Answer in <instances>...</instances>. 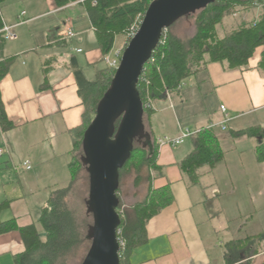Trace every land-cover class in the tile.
Here are the masks:
<instances>
[{
  "label": "crops",
  "instance_id": "obj_1",
  "mask_svg": "<svg viewBox=\"0 0 264 264\" xmlns=\"http://www.w3.org/2000/svg\"><path fill=\"white\" fill-rule=\"evenodd\" d=\"M80 1L64 7L55 0L1 3L4 23L25 20L15 28L16 39H0V59L16 56L0 82L6 113L14 124L6 131L0 126V147L6 151L0 156V202L10 201L1 217L16 218L20 226L34 223L39 233L36 220L48 199L35 200L33 179L55 185L67 178L72 131L81 126L85 112L79 90L93 84L98 70L106 67L86 10L76 35H62L73 28L65 26L62 14L70 6H83ZM263 50L257 48L247 68L227 69L210 62L184 81L180 93L153 102L148 123L156 138H175L186 128L216 124L212 128L225 155L215 168L203 167L199 182L193 183L180 168L194 148L192 141L160 146L158 163L164 169L155 185H169L173 202L150 219L149 241L133 250L131 264H263L264 161L256 158L255 138L231 136L233 130L264 127V70L259 68ZM221 105L232 116L226 130L219 125ZM26 159L33 164L29 170L23 166ZM27 192H33L31 200ZM23 248L18 231L1 234L0 264H15Z\"/></svg>",
  "mask_w": 264,
  "mask_h": 264
},
{
  "label": "trees",
  "instance_id": "obj_2",
  "mask_svg": "<svg viewBox=\"0 0 264 264\" xmlns=\"http://www.w3.org/2000/svg\"><path fill=\"white\" fill-rule=\"evenodd\" d=\"M3 1L0 0V29L5 24L1 10ZM76 1L80 0H55V3L59 7H64ZM152 1H80L92 23L103 56L113 50L118 35L128 33L130 25L137 21L139 15L142 19L144 18L145 11ZM253 2V0H216L214 3L184 16L195 17L196 23L194 35L186 40L170 32L176 22L165 31L152 58L145 65L139 82L144 106L151 103L149 107H145V117L147 116L148 120L154 112L153 102L155 100H165L171 93H180L184 81L204 70L210 62H220L227 69L248 67L257 48L264 47V13L257 20L242 23L224 36L219 35L218 25L227 15L236 13L239 8L246 10L253 8ZM0 39L5 41L1 36ZM15 57L0 59V82L9 73ZM259 68L264 70V50L261 54ZM115 72L116 69L103 67L98 70L93 84L79 90L85 112L81 126L72 131L73 148L70 151L71 159L67 164L71 173V181L68 187L53 190L46 204L42 206L38 221L43 227L44 234L39 233L34 223L20 226L16 218L3 220L1 213L9 208L10 201L0 202V235L18 231L25 244L24 250L15 255V264H65L63 262L68 256L74 255L76 247L84 245L87 241L91 242L87 238V234L92 223H88L85 219L89 215L93 218V215L88 212L89 197L86 199V216L84 218L78 216L76 209L70 206L72 201L70 202L68 198L72 194L80 171L83 168L87 170L85 151H83L84 133L95 116L101 99L108 91ZM120 119L115 123L116 128L119 126ZM13 125L7 116L0 90V126L6 131L13 128ZM215 131L212 127L205 126L199 128V133L190 137L194 148L181 161L180 168L193 183L199 182L202 175L200 170L203 167L212 169L224 160L225 153ZM147 132L151 135L152 151L145 143V138H137L132 157L125 162L120 171L132 170L136 154L143 153L142 159L136 161V166H134L137 173L136 184L141 183L143 178H147L148 190L145 197L132 206V213L121 215L120 237L125 241V247L121 252V264H131L130 258L133 250L149 241L147 225L150 219L173 202V194L169 185L159 187L155 185V180L163 174L164 166L158 163L160 147L154 131L150 127ZM231 136L233 138L243 136L255 138L256 144H258L256 158L259 161H264L263 126H250L241 129V131L233 130Z\"/></svg>",
  "mask_w": 264,
  "mask_h": 264
},
{
  "label": "water",
  "instance_id": "obj_3",
  "mask_svg": "<svg viewBox=\"0 0 264 264\" xmlns=\"http://www.w3.org/2000/svg\"><path fill=\"white\" fill-rule=\"evenodd\" d=\"M215 1L153 0L137 33L128 41L112 83L84 133L83 151L91 187L88 212L94 222L87 234L91 246L82 264H121L120 171L132 157L137 138H145L150 151L153 149L145 125L140 77L165 31L179 19Z\"/></svg>",
  "mask_w": 264,
  "mask_h": 264
},
{
  "label": "rangeland",
  "instance_id": "obj_4",
  "mask_svg": "<svg viewBox=\"0 0 264 264\" xmlns=\"http://www.w3.org/2000/svg\"><path fill=\"white\" fill-rule=\"evenodd\" d=\"M84 11H85V9L83 8V6L81 4H76V5L70 6L62 14V15H64L63 21H64L65 26L68 24L70 26L72 24L74 31L76 32V30H78V28L76 29L77 24L83 23L86 19V15H84L85 14ZM262 14H263V11H261L258 8H251L248 10L239 8L238 11H236V13L227 15L224 18L223 22L220 25H218L219 35L224 36L225 34L232 31L234 28H236L237 26H239L242 23H248L250 21L257 20ZM138 19H141L140 15L138 16L137 20ZM71 20H72V23H70ZM62 29H63V26H61V28H59L58 31L61 32ZM195 29H196L195 17L190 16V17H183L179 21H177L172 26V28L170 29V32L176 34L181 39L186 40L189 37L194 35ZM55 31H56V29H55ZM55 31H53V32H55ZM16 32L18 34L17 30H16ZM168 33H169V31H168ZM123 36L124 35L121 34V35L116 37L112 54H114L115 50L118 48H120V49L123 48L122 51H124V49L126 48L129 40H128V37L126 36L125 41L123 42V40H124ZM92 38H95V40H96V36H95L94 31H93ZM84 45H86V44L84 43ZM188 82H189V80L185 81V83H188ZM147 120L148 119L146 116L145 117V124H146L147 130H149L150 125H149ZM161 132H163V131L161 130ZM191 141H192L191 138L186 139V143H189ZM142 157H143V153L138 152L136 154V159L133 161L134 165L131 167L132 170L126 169V170H123L122 172H120V186H119L118 195L120 198L119 212L121 213V215H128L130 212L132 213V206H134V204H136V202L142 200L147 193V190H148L147 189L148 188V182L146 180L147 178L146 179L143 178V181L141 183H139L138 185L136 184L137 173L135 172L134 166H136L135 164L138 161H140L142 159ZM70 159H71V155H69V161H70ZM35 170H36V165H35ZM62 171H63V169H62ZM64 175H66L67 178H65L64 180L60 181L58 184H55V185L54 184H51V185L43 184V183H40L39 181L33 179V186H34L33 189L35 192H37L34 196L35 200H37V199H40V200L46 199L47 200L50 197L53 190L55 191V190L60 189V188L57 189L56 187H68L70 184V181H71V173H70L69 168L67 166H66V168H64ZM24 180L28 184L30 182L29 175H27L26 179H24ZM51 189H53V190H51ZM27 193H29V192H27ZM32 193L33 192L29 193L30 195H28V200L32 199V197H33ZM89 194H90L89 173L87 172L86 169L83 168L79 173V178H78V180H77V182H76V184L72 190V194L68 198L70 202L72 201V205H70V206L72 208L76 209V213L78 214V216H81V218H84L86 216V199H88ZM40 203L41 202H39V204ZM85 219H87L86 221L88 223L93 224L94 218H92L91 215H89ZM36 223L40 228V234H44V230H43V227L40 224V222L38 220H36ZM90 246H91V242L87 241L84 245L76 247V249H77V250L75 249L76 254L74 253V255L68 256L67 259H65V261L63 263H65V264H82L83 259L85 258Z\"/></svg>",
  "mask_w": 264,
  "mask_h": 264
},
{
  "label": "built area",
  "instance_id": "obj_5",
  "mask_svg": "<svg viewBox=\"0 0 264 264\" xmlns=\"http://www.w3.org/2000/svg\"><path fill=\"white\" fill-rule=\"evenodd\" d=\"M253 8H258L261 11H263L264 13V0H253ZM26 12L23 11L22 12V16L25 15ZM141 19H138L137 21H135L132 25H130V29L128 31V33L125 35L128 37V40L130 41L135 34L137 33L139 27L141 26V22H142V17L140 16ZM25 20L24 18L19 17L18 20L13 23V24H4V26L0 29V36L8 41V40H14L17 38V33L15 31V28L17 27V25L24 23ZM62 35H65L69 38H72L76 35V32L74 31V28H66L65 30L62 31ZM123 48H118L115 50L114 54H112L111 50L107 55L104 56V63L107 67L109 68H113V69H117L119 67L120 61H121V57L123 54ZM78 51H82V49H78ZM151 103H147L146 106H150ZM221 111L223 112V120L220 122V126L223 130L227 129V123L230 121L231 119V115L227 112V107L225 105H221ZM212 127L216 126V124H211ZM199 133V128H195V129H190V128H186L185 130H183V132L181 133L180 136L178 137H170V136H163V137H159L157 138V142L159 144V147L162 145H170V146H178L182 143L185 142L186 139L190 138L191 136L195 135ZM5 148L0 147V156H3L5 153ZM23 166L26 169H31L32 168V162L30 159H26L23 163ZM119 234V242H120V246H121V252L122 249H124L125 247V241L120 237L121 234V229H119L118 231ZM260 256L262 258V263L264 264V251L260 252Z\"/></svg>",
  "mask_w": 264,
  "mask_h": 264
},
{
  "label": "bare ground",
  "instance_id": "obj_6",
  "mask_svg": "<svg viewBox=\"0 0 264 264\" xmlns=\"http://www.w3.org/2000/svg\"><path fill=\"white\" fill-rule=\"evenodd\" d=\"M144 107H146V106H144Z\"/></svg>",
  "mask_w": 264,
  "mask_h": 264
}]
</instances>
